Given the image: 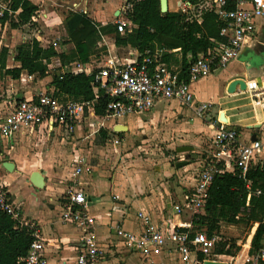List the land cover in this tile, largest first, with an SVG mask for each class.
<instances>
[{
	"label": "crops",
	"instance_id": "obj_1",
	"mask_svg": "<svg viewBox=\"0 0 264 264\" xmlns=\"http://www.w3.org/2000/svg\"><path fill=\"white\" fill-rule=\"evenodd\" d=\"M29 1L36 4L38 10L33 23L24 26H33L41 22L45 27L50 29L57 28L59 25L63 26V21L69 12L80 13L81 7L86 11L88 9L86 4L81 6V3L79 4V8L75 9L74 7L78 4L75 1H71L69 4H62L61 0ZM120 1L110 4L109 15L103 20H95V18L93 19V17L86 15L93 22L101 25L108 24L109 22L107 23V21H109L110 16H116L115 13L118 11L117 5L118 3L120 4ZM123 1L129 4L126 0ZM48 4L55 7V9L47 10ZM92 11H96V9L90 8V12ZM126 13L127 11H124L122 15L119 12V20L129 23L132 28L133 25L125 17ZM15 17L16 12L13 16H10L12 19H15ZM22 27L11 28L9 20L5 21L4 24L0 23V48L5 47L10 52L6 60L7 68L18 66V63L13 60L12 52L15 46L25 42V38L21 36ZM35 32L34 38L43 47H47L55 41L56 45L53 48L56 52L66 54L74 49L71 43H63L66 36L65 31L63 39L56 37L52 42L45 41L38 30ZM262 38L263 36H261ZM104 42L105 37L103 36L98 45L99 48L105 45ZM254 49L253 46H250L249 49L243 48L237 60L231 62L224 69L213 71L209 76L193 82L191 89L196 105L197 102L209 101L213 104L214 110L219 112V114H224L226 121H228L226 124L229 127L237 129L238 126L242 127V130L240 128L238 130L239 142L244 143L253 137L260 141L261 149L253 164H264V100L259 101L258 104L253 98L249 99L245 96L246 92L239 90L238 86L233 93L227 92L229 83L235 80V78H240L245 82L246 88L244 91H247L249 84L242 75L245 73V66L249 63L250 58L246 59L245 56L248 53L254 54ZM123 50L125 53L121 56L122 59L120 61L124 59L123 62H129L138 58L139 54L135 49L124 47ZM174 56L179 58L178 53H175ZM91 57H89L86 63L71 62L66 67L67 69L60 66L58 58L53 59L52 63L54 68H60V72L67 70L77 73L84 68L86 72H89L95 70L91 66ZM169 68H174L172 70L177 71L178 66L171 64ZM26 76L25 73H22L18 79H12L4 73L1 76L3 79L7 78L6 80L8 81L5 83L6 86L4 85L5 89L0 86V111L4 107L6 109L5 112H1L0 117L4 116L15 101L30 99L39 93L52 91V87L50 86L52 78L49 73L42 78L33 76L31 80H27ZM22 78H25L27 85L20 82ZM33 81H35V84L34 87H31L30 84ZM172 102L175 106L170 108L169 106ZM86 112L91 116H95L93 109L89 108V110L84 112L82 118L86 117ZM171 113L177 116L178 121L176 122V126H178L179 130L188 133V136H158L168 143L167 149H171L172 144L176 143L174 150L177 159L175 162H169V157L165 158L166 162H159L157 164H151L145 160L140 161L138 150L134 149L130 140L127 139L132 136H125V138L124 136H110L108 127L114 123L110 121L109 126H105L104 124L105 130L108 132V138L103 144L97 143L98 145L96 146L91 145L92 148L84 147L81 144L79 145V143L73 144L71 140L74 136H69L70 139L68 138L67 140L72 145L69 153L64 154L60 152L61 154L57 156L53 149L42 148V150L39 148V158H35L34 156L30 158L28 167L39 168L40 172H42L44 186L40 189H36L29 182V177H27L28 179H24L19 173L17 176L11 174L13 176L10 177L14 179L12 184V181H9L6 175H4L7 171L3 168L2 163L5 158L3 154H7L6 159L14 164L13 172L19 169L20 166L17 159L20 154H29V151H36L33 148L25 149L24 144L26 143L25 145L29 147L30 141L35 138L33 136L34 133L40 134L42 133V129L39 128L30 135H19L12 141H2L4 148L2 151L0 150V182L3 181L7 184L11 201L16 207H19L22 218L27 221L32 220L39 225L40 239L44 243L46 264H75V257L79 246V231L74 226L69 224L63 225L60 220L59 223L53 218L55 216L53 211H58L56 214L59 219L61 203L66 197V191L69 189L82 191L85 195L87 210L95 218V230L98 235L99 244L102 247L104 264H142L137 254L126 251L120 244L111 247L112 252L109 249V243L114 241L110 227L117 224L126 230L139 231L140 223L136 218L138 212L149 214L152 220L161 227L187 229L184 226L185 224L192 225L190 215L174 214L172 205L179 202L184 195L190 192L194 186L197 171L200 170L204 160L210 157L213 151L210 142L215 131L216 121L201 123V118L195 115L193 109L183 106L175 100H159L148 114L138 115L142 121L133 119L134 117H129L131 119H127V121H134L138 127H142L143 124H150L146 123L145 120L147 119L151 122L152 119ZM218 118H221V116H218ZM116 125L119 124L113 125V129ZM126 127L127 130L131 129L130 125ZM98 130H94L96 131L95 133ZM116 134L119 133H113V135ZM75 137L78 138L80 136ZM89 137L92 138L91 143H94L98 136ZM142 137L143 139L145 138V136ZM114 138L118 140L117 144L112 143ZM40 140L41 136H39ZM59 141L62 143L64 139H60ZM19 143H22L21 148L15 150L16 145ZM180 147H190L191 149L179 154L177 148ZM94 152L98 153L97 159L91 160L92 153ZM77 155L85 157L90 162L92 171L89 174L72 175L74 167L72 160ZM181 161H186L187 163L177 167V163ZM12 187L15 188L13 189ZM224 225L244 226L221 222L220 229ZM73 229L76 231V236H73L71 233ZM248 230L249 234L247 235L246 242L240 245V249L234 255L219 254L223 255L220 262H224L225 264H245L243 260L246 255H249L250 240L255 226ZM170 264L179 263L171 262Z\"/></svg>",
	"mask_w": 264,
	"mask_h": 264
},
{
	"label": "built area",
	"instance_id": "obj_2",
	"mask_svg": "<svg viewBox=\"0 0 264 264\" xmlns=\"http://www.w3.org/2000/svg\"><path fill=\"white\" fill-rule=\"evenodd\" d=\"M170 3L172 8L169 7ZM167 7L168 11L182 13L190 21L198 23L202 20V14H214L221 25L218 39L211 38L206 51L198 53L192 61L188 82L180 80L177 71L158 63L156 54L150 50H145L133 61L123 62L109 57L95 71L86 72L85 68L79 70L92 74L94 82L109 97L104 114L97 116L93 113L97 118L96 129L104 128L105 122L112 121L114 123L108 130L110 136H113V125L121 123L118 119L148 114L159 100H175L193 109L200 117L210 104H195L191 84L237 60L246 45H264V0H167ZM130 8L131 5L126 4L124 11ZM5 11L9 17L15 13L9 9L8 2H0V18ZM81 12L86 13V10L82 9ZM116 23L126 25V22L120 20ZM51 45L55 46V41ZM26 78L31 80L33 75H27ZM252 93L251 98L255 101L264 100V90L253 89ZM89 108L92 107L82 101L60 100L52 92L17 100L0 117V140L12 141L19 135H30L39 128L48 133L61 129L72 135L77 122ZM214 130L210 142L213 151L197 171L194 186L179 202L172 205L176 215L189 214L191 218L200 215L208 187L215 176L228 172L246 180V173L261 149L257 139L239 142L238 131L229 127L221 118H217ZM112 143L117 144L118 140L114 138ZM72 164L73 176L92 171L90 162L83 156H75ZM249 185L246 181V188ZM0 211L8 214L17 227H26L31 232L33 240L22 259L23 263L46 264L39 225L22 218L19 207L11 201L7 184L3 181L0 182ZM136 218L140 223L137 232L117 224L110 227L114 239L109 243L110 252L111 247L120 244L126 251L137 254L142 264H203L205 261L220 262L223 257L214 252L218 238H208L202 231L190 237L188 233H179L175 228L161 227L144 212H138ZM59 220L61 224L72 225L79 231L75 264H104L102 247L95 230V218L87 210V201L82 191H66ZM184 226L192 228L190 224ZM199 254H202V259ZM243 261L245 264H264V246L252 255H246Z\"/></svg>",
	"mask_w": 264,
	"mask_h": 264
},
{
	"label": "trees",
	"instance_id": "obj_3",
	"mask_svg": "<svg viewBox=\"0 0 264 264\" xmlns=\"http://www.w3.org/2000/svg\"><path fill=\"white\" fill-rule=\"evenodd\" d=\"M3 1L8 2L9 9L16 12V17L10 18L5 11L0 18L1 24L9 20L11 28H20L33 23L38 10L36 4L29 0ZM126 1L131 5L125 15L133 25L130 30L120 24L101 25L93 22L86 13L69 12L63 21L66 34L63 43L73 45L71 52H56L52 45L43 47L38 40L32 38L15 46L12 54L13 60L18 63L17 67L7 68L6 60L10 52L5 47L0 48V71L12 79H18L22 73L42 78L52 70L50 86L54 97L85 102L92 107L95 115L102 116L109 97L94 82L92 74L67 70L60 72V68L53 67L52 61L58 58L64 69L71 62L86 63L90 56L105 50L104 46H98L101 38L112 35L116 47L135 49L139 55L150 50L156 54L158 63L167 68L175 64L178 66L179 79L188 82L192 61L198 53L206 51L211 38L218 39L221 25L214 14H202V20L198 23L190 21L179 12L168 11L162 14L159 0ZM175 53L179 54V58L174 56ZM96 136L97 143L103 144L108 138V132L100 128ZM245 179H239L228 172L215 176L208 187L202 213L191 220L192 228L177 227L175 230L188 233L190 237L202 231L208 238H219L214 252L234 255L242 242L222 238L220 223L241 224L247 229L255 226L249 255L255 253L264 246V164H252ZM246 181L250 183L249 188L245 186ZM32 240L28 228L17 227L8 214L0 211V264H24L22 259L26 256ZM202 257L199 254V258Z\"/></svg>",
	"mask_w": 264,
	"mask_h": 264
},
{
	"label": "rangeland",
	"instance_id": "obj_4",
	"mask_svg": "<svg viewBox=\"0 0 264 264\" xmlns=\"http://www.w3.org/2000/svg\"><path fill=\"white\" fill-rule=\"evenodd\" d=\"M71 1H75L77 6H75L74 8H79V4L81 3V6L83 4H86V7H88L86 14L88 16L93 17V19L95 18V20H103L107 17V15H109V6L110 4H113L114 2H118L120 0H107V2H105L106 0H61L60 2L62 4H69V2ZM84 1H86V3H84ZM1 3H5L3 0H0ZM58 1V3H60ZM60 3V4H61ZM126 2H124L123 0L120 1V4L118 3V11L123 15L124 14V6H125ZM170 8H172V5L170 3L169 5ZM73 8V7H72ZM90 8H94L96 9V11H92L90 12ZM51 9H55V7L50 6L49 4L47 5V10H51ZM83 9V7H81V10ZM85 9V8H84ZM120 19L119 15L116 16H110L109 21H107V23H111V24H117L116 21ZM129 25V26H128ZM126 30H130L131 29V25L129 23H126V25H124ZM39 31L41 33V35L43 36V39L45 41H49L52 42L54 40V38L58 37L60 39L64 38V28L62 25H59L57 28H53L50 29L48 27H45L43 25V23H37L33 26H23L21 28V36L24 37L25 41H29L32 38H34L36 32L35 31ZM105 37V42H104V46L105 50L103 51H99L97 54L93 55L91 57V66L92 68H94L95 70L102 66V64L104 63V61L106 60V58L112 57L116 60H121L122 59V55L123 53H125V51L123 50L124 47H116L114 45V38L112 35L110 36H104ZM46 43V42H44ZM254 47L255 52L254 54L248 53L245 57L246 59H249V63L246 64V68H245V73L242 75V77H245L247 83L249 84L248 88L249 91H243L246 92L245 96H247L249 99L252 96V91L253 89H257V90H264V45L262 43H256L253 45H246L244 48L249 49V47ZM124 61V59H123ZM80 63V62H79ZM171 69V68H170ZM174 69V68H172ZM3 75V73H0V86L5 89V83L8 81L6 80L7 78L3 79L1 76ZM50 77L52 78L53 76V71L51 70L49 72ZM236 79H240V78H235ZM36 81V80H35ZM35 81H33L32 84H30L31 87H34ZM21 83L27 85V81L25 80V78H22V80L20 81ZM5 85V86H4ZM239 89V87H238ZM1 94V91H0ZM257 102V101H256ZM210 104V106L206 109V111H203V113L201 114L200 118H201V123H205V122H215L218 118V116H221V118L224 119V122H228L226 121V118L224 117V114L217 112L216 110H214L213 108V104L209 101H205V102H197V105L199 104ZM259 104V102H258ZM173 106H175V104L172 102L170 104V108H172ZM5 107L2 109L1 112H5ZM86 117L82 118L79 122H77V125H79L78 127H75L74 132L72 135L70 134H66L63 130L61 129H55L52 133H48L46 130H42V133H34V139L30 141V146L28 147V145L26 146L24 144L25 149L28 150V148H33L36 151H29V154L23 153L20 154V156L18 157L17 161L19 163V169H16L14 172H7L4 173V175H6V177L9 179V181H12L13 184V180L10 176H13L11 174H14V176L21 174L24 179H28L27 177H29L30 173H32L33 171H40L39 168H30V166L28 167L29 164V160L30 158H32L33 156L35 158H39V148H48V149H53L56 153V155H60L62 153L66 154L69 153L70 151V147L72 146L69 141L67 140L68 138L70 139L69 136H74L73 139L71 140L73 144L75 143H79V145L81 144L84 147H91L92 146H96L97 141H95L94 143H91L92 138L89 136H96L97 133H95L96 130V121L97 118L95 116H91L88 114V112L85 113ZM196 115V114H195ZM129 117H134L133 119H137L138 121H142L140 117H138V115L135 116H129ZM129 117L126 118H121L118 119V121H120L124 126L130 125L131 129H128L126 132H121L119 133L120 135H113V136H132V137H128L127 139L130 140L132 147H134V149L138 150V157L140 159V161H147L150 162L151 164H157L159 162H166L165 158L169 157L171 163L175 162V160L177 159L176 157V152L174 150V147L176 145V143L172 144L171 149H167V145L168 143L166 141H164V139L162 137H158V136H188L187 132H182L179 130L178 126H176V122L178 121L177 116L174 113L168 114V115H162L159 116L156 119H152L151 122L150 120H145L146 123H150L148 125L143 124L142 127H138L137 124L134 121H130L128 122L127 119H131ZM193 117V115H192ZM190 122V119H189ZM111 122L109 121V123L105 122V126H109ZM140 123V122H139ZM238 128H240L242 130L241 126H238ZM39 136H41V140L39 141ZM75 136H80L78 138H76ZM142 136H145V138L143 139ZM147 136V137H146ZM149 136V137H148ZM157 136V137H155ZM60 139H64V141L62 143H60ZM171 142V141H170ZM175 142V139H174ZM91 143V144H90ZM22 146V143H19L16 145L15 150L20 149ZM4 148V145L2 143V141L0 140V150L2 151ZM92 148V147H91ZM42 149V150H43ZM72 149V147H71ZM22 151V150H21ZM183 152H179V154H182ZM31 154V155H30ZM97 152L92 153L91 156V160H96L97 159ZM3 156L6 158L8 155H4ZM90 157V156H89ZM145 157V158H144ZM60 160V159H59ZM21 178V177H19ZM18 183V182H17ZM15 184V182H14ZM13 189L15 187H12ZM24 192V191H23ZM34 194V193H33ZM38 198H39V193H38ZM53 213L55 214V216L53 217L54 220L59 222L58 216L55 212L53 211ZM60 223V222H59ZM221 232V236L222 238L225 239H235L237 242L241 241L242 243L246 242V238L247 235L249 234V230L244 227V226H226L224 225L223 227H221L220 229ZM73 236H76V231L73 229L71 231Z\"/></svg>",
	"mask_w": 264,
	"mask_h": 264
},
{
	"label": "water",
	"instance_id": "obj_5",
	"mask_svg": "<svg viewBox=\"0 0 264 264\" xmlns=\"http://www.w3.org/2000/svg\"><path fill=\"white\" fill-rule=\"evenodd\" d=\"M159 8H160V12L162 14H165L166 12H168L167 0H159ZM118 13H119V11H117L115 14L118 15ZM237 86L239 87V90H241V91H244L246 88V84L242 79H236V80H233L229 83V85L227 87V92L233 93ZM221 119L224 120L223 118H221ZM113 130L115 133L126 132L127 127L119 124V125H116ZM253 139H254V137L251 140H253ZM190 149H191L190 147H180V148H177V152H185V151H189ZM186 163H187L186 161H181V162H178L176 166L180 167L182 165H185ZM2 164H3V168L7 172H13V170H14L13 162L4 158ZM29 182L36 189L43 188L44 177H43L42 172L33 171L29 176ZM203 264H225V263L224 262L205 261Z\"/></svg>",
	"mask_w": 264,
	"mask_h": 264
}]
</instances>
